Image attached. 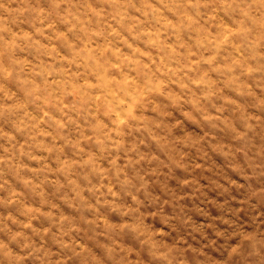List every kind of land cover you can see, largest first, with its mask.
I'll list each match as a JSON object with an SVG mask.
<instances>
[{"label":"clouds","instance_id":"9594fccd","mask_svg":"<svg viewBox=\"0 0 264 264\" xmlns=\"http://www.w3.org/2000/svg\"><path fill=\"white\" fill-rule=\"evenodd\" d=\"M0 264H264V0H0Z\"/></svg>","mask_w":264,"mask_h":264}]
</instances>
